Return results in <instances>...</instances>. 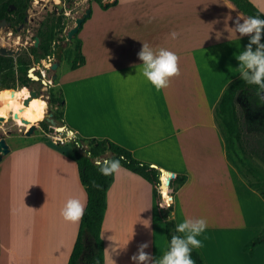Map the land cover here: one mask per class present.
I'll list each match as a JSON object with an SVG mask.
<instances>
[{"label": "crops", "instance_id": "obj_1", "mask_svg": "<svg viewBox=\"0 0 264 264\" xmlns=\"http://www.w3.org/2000/svg\"><path fill=\"white\" fill-rule=\"evenodd\" d=\"M101 1L111 4L92 2L78 33L84 64L64 70L54 85L65 126L126 149L161 177L184 176L168 189L170 218L175 226L207 221L203 246L193 249L203 264H264V199L228 162L213 118L223 91L239 79L235 54L248 43L234 22L264 18V0ZM142 43L179 57L181 74L167 89L157 92L137 68ZM9 149L0 162V264H67L80 222L64 221L61 210L70 198L87 205L76 162L39 141ZM260 234L250 256L242 248ZM99 238L103 264L116 252V264H131L143 242L153 257L168 249L151 185L124 167L107 188Z\"/></svg>", "mask_w": 264, "mask_h": 264}, {"label": "trees", "instance_id": "obj_2", "mask_svg": "<svg viewBox=\"0 0 264 264\" xmlns=\"http://www.w3.org/2000/svg\"><path fill=\"white\" fill-rule=\"evenodd\" d=\"M93 2L105 9L101 0H93ZM51 19L50 26L46 20L42 25V31L38 34V38L43 42L40 58L54 54L55 49H51L50 45L54 31L57 29L62 32L63 30L59 17L53 14ZM66 55L69 61V70L81 67L84 64V58L81 55V41L76 40L75 48L67 51ZM11 72L10 69H2L0 65V90L5 87ZM12 76L13 78L9 80L7 87L0 92V105L10 102L13 89L6 88L11 87L10 83L14 80V73ZM47 89L49 112L57 123L69 131L63 121L61 110L63 98L60 90L57 88L59 97L56 98L53 89L50 87ZM255 92L254 87L245 84L239 78L230 83L223 91L213 113L215 124L224 141L226 158L239 175L240 171L237 166V161L241 160L239 154L248 158H256L264 164V102L256 97ZM239 100L244 103L242 109L238 106ZM54 105L60 108V112L53 111L52 106ZM39 125L45 133L53 130L49 129L50 126L44 120ZM49 145L52 146L53 144L50 143ZM53 146L60 148L62 153L70 156L76 162L79 179L87 195V205L67 264H103L102 243L99 233L105 211L106 191L112 176L101 175L99 171L100 162L105 159L122 158V167L139 175L151 185L154 199L157 202V209L162 199L161 173L157 169L151 168V165L135 160L129 151L108 140L83 139L77 135H72L68 143L69 148L59 144ZM167 176L163 175L162 180L164 181ZM185 180L184 176H175L169 181L168 189L174 192L184 184ZM246 184L264 199V194L261 191H257L247 182ZM162 189L166 190L164 187ZM166 199L170 201L168 197ZM171 211V206L163 209L162 212L159 211L160 218L164 222L167 245H169L171 236L175 234V223L169 218ZM262 243L263 234H260L250 240L242 250L252 256L253 249ZM191 255L195 264H203L194 250Z\"/></svg>", "mask_w": 264, "mask_h": 264}, {"label": "clouds", "instance_id": "obj_3", "mask_svg": "<svg viewBox=\"0 0 264 264\" xmlns=\"http://www.w3.org/2000/svg\"><path fill=\"white\" fill-rule=\"evenodd\" d=\"M232 29L241 39L248 38V43L243 50L235 54L239 78L245 84L254 87L256 97L264 102V18L237 16ZM170 36L176 39L178 33L172 32ZM137 57L142 62L137 68L157 92L167 89L171 81L181 74L179 57L167 48L154 49L148 43H142ZM121 159L112 158L101 161L99 164L101 175L118 174L122 169ZM83 214L84 205L76 198L68 199L61 210L64 221L73 224L80 222ZM206 228L207 221L203 218L184 219L175 226V234L171 236L168 249L162 256L153 257L147 251L150 243L143 242L137 245V251L130 257L131 264H195L191 254L193 249L203 246L198 237L205 232ZM123 250H126V247ZM113 255H119V253L116 252ZM112 256L111 264H116Z\"/></svg>", "mask_w": 264, "mask_h": 264}, {"label": "rangeland", "instance_id": "obj_4", "mask_svg": "<svg viewBox=\"0 0 264 264\" xmlns=\"http://www.w3.org/2000/svg\"><path fill=\"white\" fill-rule=\"evenodd\" d=\"M93 0H36L35 1V6H34V19H35V24L38 25V23L45 17V12L46 14L53 12L55 16L59 17L61 19V23L63 25V30L60 32L59 30L54 31V35L51 40V49H55L59 46L62 47V50L60 52V57L61 61L59 64V67L57 70L54 72L56 74V78L54 81L51 83V80L47 81L46 84L49 85L50 88L53 89L54 92V97L58 98L59 97V90L55 88V82L58 79V76L66 69H68V58H67V51L73 50L76 46V40L80 39L78 38V33L77 35L73 36L71 40H67V32L74 26V20L77 17H80L84 11L87 8H91ZM54 4L57 5H62L63 8L61 11H57V9L54 7ZM45 5V7L43 6ZM86 21V20H85ZM83 25V24H82ZM32 27V25H31ZM37 29V26L36 28ZM81 29V28H80ZM79 29V30H80ZM33 41L31 40L30 43ZM15 44V42H14ZM55 52V51H54ZM37 60V59H36ZM35 60V61H36ZM55 61L54 54L51 55L50 60H46L45 63H40L39 61L36 62L38 66L41 69H44L47 74L50 73V65ZM7 67V66H6ZM20 69V68H17ZM22 70V69H20ZM19 70V71H20ZM21 73V79L24 77V72L23 70L20 71ZM52 73V72H51ZM53 74V73H52ZM36 77L37 75H32ZM13 76L9 77V80H11ZM48 80V79H47ZM47 85L44 86L42 85L41 82H31L28 84L29 88H23L21 82L17 86V90L19 92H25L26 96H28V91L33 90L37 92L38 98L37 99H32L36 104H38L40 107H44V112L49 113V106L47 104L48 100V95H47ZM7 87V85H5ZM9 89H13L12 96L10 98V102L5 103L3 105H0V117H4L3 120H0V136L3 135L6 144L9 145L11 148H16L28 143H32L33 141H39L43 142L45 144H53V138L57 136H65V135H60L55 132L53 129L51 132H44L42 128L40 127L39 123L43 121V118L38 121L31 122L30 125H25L23 123H20V121L17 119H13V114L17 110V108H23V106H18L15 108H12L15 104L13 103L14 99L16 98V84H13ZM3 90V89H2ZM1 92V90H0ZM29 103V104H30ZM63 103V102H62ZM239 103V108L242 109L244 107V103L242 100L238 101ZM23 105V104H22ZM53 111L55 112H60V108L56 105L52 106ZM11 110V112H10ZM44 116V115H43ZM22 124V125H20ZM25 125V126H24ZM31 125H34V130L32 134L29 137L25 136V132L28 131L29 127ZM11 132V136H7V134ZM82 150V149H81ZM80 150V151H81ZM240 161H237V166L240 171L241 177L251 186L256 189L257 191H261L264 194V164L260 162L256 158H248L243 155H240ZM161 191L163 189L161 188ZM167 195L169 196L168 193V187H167ZM167 196V197H168ZM167 197H164L165 201V207L163 209H166L169 207V204L171 203L170 201H167ZM159 205V204H158Z\"/></svg>", "mask_w": 264, "mask_h": 264}, {"label": "flooded vegetation", "instance_id": "obj_5", "mask_svg": "<svg viewBox=\"0 0 264 264\" xmlns=\"http://www.w3.org/2000/svg\"><path fill=\"white\" fill-rule=\"evenodd\" d=\"M35 1L36 0H0V23L3 21L5 22L3 25H0V50H4L5 52L3 55L0 54V65L4 70H12L8 76L6 85L9 82V77L14 73V80L10 83L11 86L16 84V98L13 101L15 105L12 108L22 106L23 100L27 97L25 92H19L17 90V86L20 82L23 88H29L28 84H30V81L38 83H42V81L47 82L52 76L51 72L47 74L36 62L39 61L43 64L46 60H50L51 55L40 58L43 42L38 38V34L42 31V25L46 20H48L50 26L52 21L51 18L54 13L50 12L46 14L45 12V17L36 25L34 19ZM43 6L45 7V5ZM36 26L37 29H35ZM36 38H38L37 45L35 44ZM31 40L33 41L32 43H30ZM9 52L13 54L9 55ZM17 68L22 69L24 72V77L22 79L19 71L20 69ZM31 71L33 75H37V80H33L29 77ZM5 87L3 89H5ZM3 119L4 117H0V120ZM7 136H11L10 131Z\"/></svg>", "mask_w": 264, "mask_h": 264}, {"label": "water", "instance_id": "obj_6", "mask_svg": "<svg viewBox=\"0 0 264 264\" xmlns=\"http://www.w3.org/2000/svg\"><path fill=\"white\" fill-rule=\"evenodd\" d=\"M111 3H106L104 5V7H108ZM54 7L57 9V11H61L63 6L62 5H57V4H54ZM90 12H91V8H87L84 13L80 16V17H77L75 20H74V26L67 32L66 36H67V40H71V38L75 35H77L79 29L81 28L82 24L85 22V20L89 17L90 15ZM5 22H1L0 25H3ZM35 44L37 45L38 44V38L35 39ZM62 50V47L59 46L56 48L55 50V61L52 63L51 67H50V72H52V76L50 78L51 80V83L54 81V79L56 78V74L54 73L57 68L59 67V64H60V61H61V57H60V52ZM29 77L33 80H37V77H34L32 76L30 73H29ZM42 85L46 86V82L45 81H42ZM49 87V85H47V88ZM38 97L37 95V92L36 91H33V90H29L28 91V96L23 100L22 104L23 106H28L29 102L32 100V99H36ZM43 120L50 126V128H53L55 130V132L57 134H60V135H65L68 139H70V137L72 136V133L70 131H66L65 130V127L61 126L59 123H57L54 119H53V116L52 114L49 112V113H45L44 116H43ZM21 122L23 124H28L29 122L22 119ZM34 125H31L28 129V131L25 132V136L26 137H29L33 130H34ZM10 152V149H9V146L6 144V141L3 137V135L0 136V162L2 161L3 157H5L6 155H8ZM98 164V163H97ZM151 168H154L155 169V166L151 165ZM174 176L173 175H170L169 177L166 178L167 182H166V190H163L161 191V194L164 196V197H167V187H168V184H169V181L173 178ZM168 198L171 200V197L168 196ZM165 206V203L164 201L160 202L159 205H158V209L160 212L163 211V208Z\"/></svg>", "mask_w": 264, "mask_h": 264}, {"label": "bare ground", "instance_id": "obj_7", "mask_svg": "<svg viewBox=\"0 0 264 264\" xmlns=\"http://www.w3.org/2000/svg\"><path fill=\"white\" fill-rule=\"evenodd\" d=\"M4 53H5L4 50H0L1 55H3ZM11 54H13V53L9 52V55H11ZM30 74L33 75L32 71L30 72ZM44 109L45 108L43 106L40 107L38 104H36L34 101H32L26 107L23 106V108H17V110L14 112L13 118L15 120L18 119L20 121V123H22L21 120L24 119V120L29 122L28 124H25V125H30L31 122L38 121V120H41L43 118V115L45 114ZM20 125H22V124H20Z\"/></svg>", "mask_w": 264, "mask_h": 264}, {"label": "built area", "instance_id": "obj_8", "mask_svg": "<svg viewBox=\"0 0 264 264\" xmlns=\"http://www.w3.org/2000/svg\"><path fill=\"white\" fill-rule=\"evenodd\" d=\"M68 140V138L66 137V136H63V137H61V136H57V137H55V138H53V143L54 144H59V145H64L65 144V142ZM170 175H168L167 177H169ZM166 177V178H167ZM166 178H165V180L163 181L162 180V177L160 176V185H161V188H165L166 189V182H167V180H166ZM173 179V178H172ZM164 203H165V201H164Z\"/></svg>", "mask_w": 264, "mask_h": 264}]
</instances>
